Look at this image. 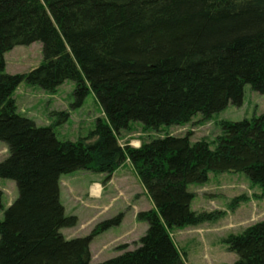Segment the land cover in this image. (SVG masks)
<instances>
[{
	"label": "trees",
	"instance_id": "16d2710c",
	"mask_svg": "<svg viewBox=\"0 0 264 264\" xmlns=\"http://www.w3.org/2000/svg\"><path fill=\"white\" fill-rule=\"evenodd\" d=\"M35 40L40 64L7 72L6 51ZM24 79L51 92L72 79L78 102L93 90L107 119L60 138L19 110L14 91ZM247 83L264 91V0H0V140L9 148L0 176L19 191L0 219V264H187L171 230L220 215L191 208L189 183L244 171L264 198V112L222 120L214 141L166 132L137 146L119 134L134 121L159 130L198 112L209 118L240 103ZM127 159L154 201L138 212L149 225L134 248L93 262L92 239L123 214L66 237L62 227L78 217L65 211L60 178L85 169L106 183ZM226 242L239 257L225 264H264V219Z\"/></svg>",
	"mask_w": 264,
	"mask_h": 264
},
{
	"label": "rangeland",
	"instance_id": "374dc122",
	"mask_svg": "<svg viewBox=\"0 0 264 264\" xmlns=\"http://www.w3.org/2000/svg\"><path fill=\"white\" fill-rule=\"evenodd\" d=\"M6 71L25 73L43 60V44L35 40L28 44H16L5 53ZM76 83L66 79L56 92L47 91L38 84L22 80L14 91V97L24 114L32 117L39 125H53L58 137L77 139L87 135L96 126L99 117L107 119L104 108L93 90L82 102L75 93ZM62 112H67L68 116ZM264 112V91L245 85L240 103L229 102L222 110L207 118L201 112L195 114L185 124L163 126L159 130L142 127L134 121L119 136L121 142L140 145L143 140L166 132L184 135L190 132L193 141L205 137L215 140L222 131L221 121L240 120ZM215 146V143H211ZM9 155L5 141L0 140V161ZM105 173L79 169L61 175V200L67 214H76L75 225L62 227L66 237L83 236L92 231L106 219L118 218L120 223L112 224L97 234L90 243L92 261H102L117 255L126 248H134L148 228V221L138 218V212L154 207L147 188L136 172L132 162L127 159L117 168L109 184L103 182ZM112 178V177H111ZM95 179L101 195L90 199V185ZM108 182V181H107ZM95 186V185H93ZM189 189L195 196L191 208L196 211H219L217 218L204 220L198 224L174 227L171 232L184 254L187 264H225L232 263L239 254L230 250L226 238L232 233L243 231L248 225L264 219V198L262 187L252 182L244 171H210L209 178L201 182H191ZM2 203L0 219L4 218L6 208L18 196L16 180L0 176Z\"/></svg>",
	"mask_w": 264,
	"mask_h": 264
},
{
	"label": "crops",
	"instance_id": "0c3cea01",
	"mask_svg": "<svg viewBox=\"0 0 264 264\" xmlns=\"http://www.w3.org/2000/svg\"><path fill=\"white\" fill-rule=\"evenodd\" d=\"M116 170L113 172L112 178L108 182H106L107 184H109L112 181V179L114 178ZM98 180L99 179L92 180V181H94V184H91L90 188H89V190H90L89 197H91L90 199H96V198H99L100 196H102L101 191H99L98 186H96V184L99 183V182H96ZM93 185H95V186H93Z\"/></svg>",
	"mask_w": 264,
	"mask_h": 264
}]
</instances>
